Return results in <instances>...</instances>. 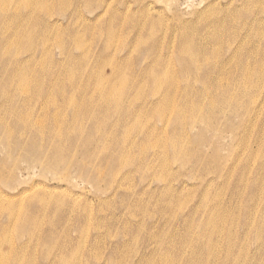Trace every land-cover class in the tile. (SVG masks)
I'll return each instance as SVG.
<instances>
[{
	"label": "rangeland",
	"instance_id": "1",
	"mask_svg": "<svg viewBox=\"0 0 264 264\" xmlns=\"http://www.w3.org/2000/svg\"><path fill=\"white\" fill-rule=\"evenodd\" d=\"M0 264H264V0H0Z\"/></svg>",
	"mask_w": 264,
	"mask_h": 264
},
{
	"label": "bare ground",
	"instance_id": "2",
	"mask_svg": "<svg viewBox=\"0 0 264 264\" xmlns=\"http://www.w3.org/2000/svg\"><path fill=\"white\" fill-rule=\"evenodd\" d=\"M154 28H155V26H153V29L151 30L150 35L153 34ZM153 38H154L153 35H151V37H150L151 41H152ZM144 40H145V38L138 39V41H141V43H143ZM155 41H157L156 38H155ZM103 42H105V40ZM160 72H162V68L160 69V71H157V73L151 75L152 79L157 83V88H154L153 91H157V89H158V81L162 80L163 74H160ZM24 85H25V83H22V86H24ZM113 90L115 91L116 88L113 87ZM74 261H75V258L72 260V263Z\"/></svg>",
	"mask_w": 264,
	"mask_h": 264
}]
</instances>
